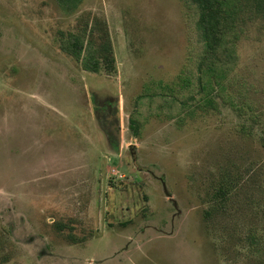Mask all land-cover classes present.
<instances>
[{
    "label": "rangeland",
    "instance_id": "1",
    "mask_svg": "<svg viewBox=\"0 0 264 264\" xmlns=\"http://www.w3.org/2000/svg\"><path fill=\"white\" fill-rule=\"evenodd\" d=\"M189 12L0 0V264H264V17L241 24L232 103L213 92L216 108L158 110L130 129L150 94L182 93ZM91 24L110 33L114 72L59 46Z\"/></svg>",
    "mask_w": 264,
    "mask_h": 264
},
{
    "label": "trees",
    "instance_id": "2",
    "mask_svg": "<svg viewBox=\"0 0 264 264\" xmlns=\"http://www.w3.org/2000/svg\"><path fill=\"white\" fill-rule=\"evenodd\" d=\"M55 1L66 14L76 12L83 2ZM181 1L190 10V31L197 40V45L191 49L189 66L185 67L187 76L184 78L182 93L171 100L159 91L150 94L145 112L137 110L130 117V129L137 134L142 131L146 115L158 110L174 118L187 107L192 109L189 113L197 112V109L205 111L211 107L216 108L215 98L211 95L213 92L232 103L228 81L240 59L238 43L243 33L241 24L248 12L264 17V0ZM96 36L100 38L99 44L95 41ZM58 40L61 50L77 60L84 70L94 73L102 69L108 72L116 70L113 43L104 24L101 34L97 26L91 24L77 32L60 31ZM160 95L162 97L158 100L157 96ZM248 239L253 247L258 248V236L252 234Z\"/></svg>",
    "mask_w": 264,
    "mask_h": 264
},
{
    "label": "flooded vegetation",
    "instance_id": "3",
    "mask_svg": "<svg viewBox=\"0 0 264 264\" xmlns=\"http://www.w3.org/2000/svg\"><path fill=\"white\" fill-rule=\"evenodd\" d=\"M112 127H113V126H112ZM112 127H111V128H112ZM116 130H119V128H118V129H116ZM116 130H114V131H116ZM114 134H115V133H114ZM114 136H115V138H117V137H116V135H114Z\"/></svg>",
    "mask_w": 264,
    "mask_h": 264
},
{
    "label": "water",
    "instance_id": "4",
    "mask_svg": "<svg viewBox=\"0 0 264 264\" xmlns=\"http://www.w3.org/2000/svg\"><path fill=\"white\" fill-rule=\"evenodd\" d=\"M116 135L118 136V134L116 133Z\"/></svg>",
    "mask_w": 264,
    "mask_h": 264
}]
</instances>
